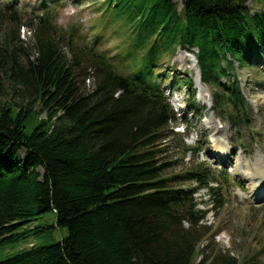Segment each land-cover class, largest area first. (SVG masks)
I'll return each instance as SVG.
<instances>
[{"label":"trees","instance_id":"trees-1","mask_svg":"<svg viewBox=\"0 0 264 264\" xmlns=\"http://www.w3.org/2000/svg\"><path fill=\"white\" fill-rule=\"evenodd\" d=\"M84 3H101L92 41L76 27L58 26L54 15L66 0H41L30 17L36 58L21 65L16 52L0 56L4 80L25 102L20 110L0 106L1 244L17 241L19 228L51 211L70 233L0 264H201L198 249L211 233L207 213L195 190L180 187L196 182L224 202L200 167L165 175L172 164H161V145L176 134L159 70L171 67L179 49L197 50L214 115L243 143L254 111L237 72L264 62V0L74 4ZM112 39L121 43L103 50ZM178 83L195 110L193 82Z\"/></svg>","mask_w":264,"mask_h":264},{"label":"rangeland","instance_id":"rangeland-1","mask_svg":"<svg viewBox=\"0 0 264 264\" xmlns=\"http://www.w3.org/2000/svg\"><path fill=\"white\" fill-rule=\"evenodd\" d=\"M74 3L75 0H66L65 6L57 8L54 18L58 26L65 29L76 27L92 41L97 34L95 23L102 15L101 3ZM40 4L41 0H0L1 57L10 58L12 52H16L21 65L26 64L29 58H36L30 17ZM249 8L255 14L260 6L255 1L249 4ZM12 17L19 19L17 23L10 22ZM120 43L112 39L109 43L105 42L102 49L114 50ZM197 54V51L179 49L171 67L159 70L174 117L170 131L176 134L161 145V148H166L161 164H172L165 171L167 178L202 168L208 178L206 182L217 188L223 198V205L216 200L215 203L209 190L196 182L180 187L196 191L194 198L198 209L207 213L205 225L211 228L210 236L198 249V263L225 264L230 256L237 264L253 258L264 264V194L257 197L255 191V186L264 183V62L259 63V68L238 69L237 72L242 91L254 111L250 127H244L242 133L244 142L237 144L230 126L222 124L213 113L211 91L200 80ZM0 77V106L14 104L20 110L25 105L22 93H14L8 87L1 65ZM179 79L193 82L196 90L195 110L183 84H173ZM92 86L93 81L87 83L88 89ZM184 147L193 152L185 155ZM15 235L18 239L13 243L1 244L0 241V263L35 247L58 245L70 233L68 229L58 227L57 214L51 211L19 228Z\"/></svg>","mask_w":264,"mask_h":264},{"label":"bare ground","instance_id":"bare-ground-1","mask_svg":"<svg viewBox=\"0 0 264 264\" xmlns=\"http://www.w3.org/2000/svg\"><path fill=\"white\" fill-rule=\"evenodd\" d=\"M263 185H264V183L262 182V184H258L257 186H255V191H257V193H258L257 197H261L264 194V188H263L264 186Z\"/></svg>","mask_w":264,"mask_h":264}]
</instances>
